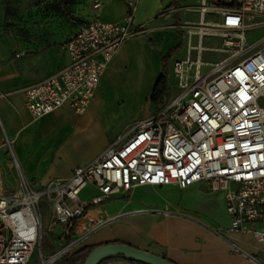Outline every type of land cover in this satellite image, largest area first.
Instances as JSON below:
<instances>
[{
  "label": "built area",
  "instance_id": "1",
  "mask_svg": "<svg viewBox=\"0 0 264 264\" xmlns=\"http://www.w3.org/2000/svg\"><path fill=\"white\" fill-rule=\"evenodd\" d=\"M191 10L199 12L200 20L185 26L187 52L172 64L177 92L170 91L164 108L138 118L104 152L75 166L68 178L45 186L29 180L12 153L16 183L8 189L0 165V264H27L36 248L37 264H56L84 237L67 241L88 209L136 186L184 189L196 183L223 195L230 219L223 231L252 236L261 250L246 255L264 264V228L253 226L264 219V107L259 103L264 97V36L256 42L247 39V32L264 29V0H202ZM142 32L131 14L120 22L95 18L83 23L63 44L68 64L25 90L31 115L40 119L63 105L77 116L84 114L121 45ZM193 35L199 38L197 46L191 43ZM207 36H220L226 49L237 51L209 64L202 59ZM252 47L257 48L249 52ZM5 141L12 152L11 142ZM87 185L96 193L85 200L81 192ZM43 204L48 232L62 227L60 246L49 254L42 250Z\"/></svg>",
  "mask_w": 264,
  "mask_h": 264
},
{
  "label": "crops",
  "instance_id": "2",
  "mask_svg": "<svg viewBox=\"0 0 264 264\" xmlns=\"http://www.w3.org/2000/svg\"><path fill=\"white\" fill-rule=\"evenodd\" d=\"M96 1L99 2L97 8L88 5L80 10L72 32L66 34L64 41L57 46L49 45L37 52L22 53L14 58L13 54L9 55L8 50L0 45V123L6 122L8 131L3 127L5 138L15 149L14 156L25 175L38 187L47 185L52 179L68 178L75 166L93 160L92 157L77 158L81 156L82 149L72 141H67L71 132L68 122L57 125L55 140L48 138L47 123L59 119L62 114H66L68 118L77 117L69 105H63L52 113L35 119L26 104L25 90L28 87L41 82L68 64L64 42L77 33L83 23L95 18L120 22L131 14L133 24L144 28V32L127 39L121 45L105 68L93 101L81 115L83 119H91L93 109L101 102L99 95L102 84L107 87L124 84L127 88L145 95L147 100L163 72L161 54L179 43L180 32L184 36V25L192 21L187 17L189 13H197L200 20L199 12L191 8L202 2ZM179 53L180 51L176 56ZM147 101L151 104L149 99ZM0 139L3 140L1 133ZM11 168L15 170L12 166ZM14 185L15 183L11 187ZM165 187H171V191L181 194L186 203L183 205L177 200L159 203L152 200L153 195L160 193ZM95 193L94 187L87 185L81 192V197L88 200ZM204 194L221 197L225 213L224 223L208 219L209 210L201 208L197 203ZM90 211L96 214V218H90ZM200 211L202 216L199 215ZM229 226L230 219L225 210L223 195L209 192L205 183H196L184 189L176 185L136 186L133 190L120 192L100 206L86 211L85 216L78 221L72 239L81 235L84 237L72 253L82 247L117 242L163 256L175 264H255L246 254L260 253L261 245L249 234L223 231ZM253 226L264 228V219ZM61 230L60 225L53 228L56 239L52 241L47 254L54 251L60 243ZM56 264L63 262L60 260ZM102 264L134 263L111 260Z\"/></svg>",
  "mask_w": 264,
  "mask_h": 264
},
{
  "label": "rangeland",
  "instance_id": "3",
  "mask_svg": "<svg viewBox=\"0 0 264 264\" xmlns=\"http://www.w3.org/2000/svg\"><path fill=\"white\" fill-rule=\"evenodd\" d=\"M96 2V0H0V45L8 50L9 55L13 54L14 58H17L22 53L37 52L49 45L57 46L64 41L63 38L66 34L72 32L76 24L75 20L79 18L80 10L88 5L94 7ZM187 17L192 21L186 22V24H195L197 22L194 21L199 20L197 13H189ZM206 18L209 20L216 19L210 15L206 16ZM263 36L264 29L247 32L249 42H256ZM184 37L179 56L174 55L169 62L171 95L177 92V87L172 77L173 61L175 58L184 57L188 48L189 35L186 27ZM191 43L194 46L199 44L197 35L192 36ZM203 46L202 59L209 64H215L237 51L226 49L220 36L205 37ZM217 48H223L224 50L221 51ZM256 48H250L249 52L254 51ZM247 53L238 54V57L233 61L242 59ZM195 55L196 53L193 51V58H195ZM99 96L100 105L93 109L91 119H83L81 116L68 118L66 114H62L59 119L47 123L48 138L55 140L57 137V125L68 122L71 125V132L67 137V141H72L82 149L81 156L77 158L82 159L85 157L88 159L92 157V160L117 140L120 135L130 130L138 118L155 112L151 105L152 103L150 104L147 101L148 99L150 100V96L145 100V95L132 90V88H127L124 84L115 87H107V85L102 84ZM259 103L264 107V97L259 99ZM3 127L8 131L5 121H3V124L0 123V133L3 137L2 141L0 139V165L3 171L4 185L10 189L16 183V171L9 164L12 161V153L14 155L15 149L12 147L11 152L7 141H5L6 136ZM200 188L204 190L203 187ZM171 189V187H165L160 193L153 195L152 200L159 203H163L165 200H177L184 205L186 203L184 197L171 191ZM121 199L124 200L123 197ZM197 203L201 208L209 210L210 218L208 216V219L213 222H225L223 201L219 195L204 194ZM43 207L44 239L42 250L47 253L50 251L52 241L54 242L56 238L55 232H48L47 230L46 217L48 209L45 204H43ZM199 215H203L201 211ZM38 261L39 248H36L27 264H37Z\"/></svg>",
  "mask_w": 264,
  "mask_h": 264
},
{
  "label": "trees",
  "instance_id": "4",
  "mask_svg": "<svg viewBox=\"0 0 264 264\" xmlns=\"http://www.w3.org/2000/svg\"><path fill=\"white\" fill-rule=\"evenodd\" d=\"M179 37H180V40L176 46L169 48L163 54H161L163 72L160 75V77L156 80L154 87L152 89L151 95H150V101L154 106L155 112L160 111L162 108L165 107V105L167 104L169 95H170L169 62H170V59L179 52V50L181 49L184 43V39H185L182 32L179 33ZM75 231H76V226H74L71 231V234L68 238L69 241L72 240V236L74 235ZM97 246L98 245L82 247L76 250L70 256L63 257L62 262L63 264H83L88 254L93 249H95ZM111 260H121V261H126V262H132L134 264H143L140 262L129 261L125 259H108V260L103 261L102 263H105Z\"/></svg>",
  "mask_w": 264,
  "mask_h": 264
},
{
  "label": "water",
  "instance_id": "5",
  "mask_svg": "<svg viewBox=\"0 0 264 264\" xmlns=\"http://www.w3.org/2000/svg\"><path fill=\"white\" fill-rule=\"evenodd\" d=\"M108 259H125L143 264H175L169 259L127 243L99 244L85 258L83 264H101Z\"/></svg>",
  "mask_w": 264,
  "mask_h": 264
},
{
  "label": "bare ground",
  "instance_id": "6",
  "mask_svg": "<svg viewBox=\"0 0 264 264\" xmlns=\"http://www.w3.org/2000/svg\"><path fill=\"white\" fill-rule=\"evenodd\" d=\"M89 216L90 218H93L94 216H96V214L93 211H90Z\"/></svg>",
  "mask_w": 264,
  "mask_h": 264
}]
</instances>
